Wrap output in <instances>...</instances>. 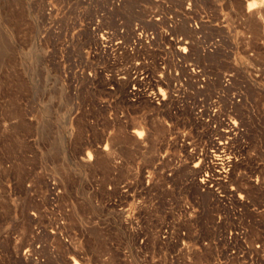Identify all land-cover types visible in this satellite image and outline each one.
<instances>
[{
	"label": "rangeland",
	"instance_id": "1",
	"mask_svg": "<svg viewBox=\"0 0 264 264\" xmlns=\"http://www.w3.org/2000/svg\"><path fill=\"white\" fill-rule=\"evenodd\" d=\"M169 1L179 9L184 0ZM111 2L0 0V264H177L171 256L179 252L181 264H204L216 255L202 242L220 230L217 204L213 194L201 193L198 169L180 161L175 137L181 130L168 126L181 124L179 118L146 100L130 102L129 82L117 77L120 63L140 62L146 74L159 73L167 44L161 34L156 51L142 45L131 54L125 47L134 23L159 32L164 23L149 21L156 8L151 0ZM263 3L205 2L214 15L222 7L230 19L224 47L232 55L205 62L218 76L212 90L221 87V73L236 74L241 101L232 110L244 130L230 141L238 160L223 190L248 196L254 244H264ZM179 32L191 35L186 27ZM228 106L224 98L222 118ZM217 127L198 130V138L225 140L223 122ZM136 130L142 131L137 145L131 141ZM188 204L201 215L181 218ZM170 220L174 241L185 239V250L163 242Z\"/></svg>",
	"mask_w": 264,
	"mask_h": 264
},
{
	"label": "built area",
	"instance_id": "2",
	"mask_svg": "<svg viewBox=\"0 0 264 264\" xmlns=\"http://www.w3.org/2000/svg\"><path fill=\"white\" fill-rule=\"evenodd\" d=\"M151 2L156 8H150L149 21L164 23V27L159 32L147 30L139 22L134 23L130 45L125 49L135 54L145 45L156 51L154 45L161 34L167 44H163L162 57L158 62L159 73L152 76L146 74L140 62L129 65L120 63L117 64L118 80L129 82L130 102L135 104L146 100L162 109L164 114L178 117L181 122L178 126L168 123L172 130H181L175 137L184 153L180 161L184 159L187 165L198 169L195 180L199 183L201 193L213 194L217 204L215 226L220 230L214 238L202 242L203 247L214 248L216 255L204 264H264V244H254L248 236V196L233 190H223L228 185L231 170L238 160L237 150L230 141L244 130L232 110L233 105L241 101L239 92L234 90L236 74L221 73V87L217 91L212 90L218 76L213 72V66L205 62V58L221 52L226 56L232 55V50L224 47L226 40L232 36L230 19L222 7L220 13L214 15L205 5L206 0H184L179 9L169 0ZM122 3L123 0H112L111 5L120 7ZM182 27H186L191 35L179 32ZM209 29L217 33L210 35ZM104 33L109 34L107 31ZM243 37L247 40L252 38L245 28ZM119 43L118 58L123 54L122 41ZM224 98H227L229 106L228 114L222 118L220 108ZM218 120L224 124L222 130H226L225 140L218 139L213 134L200 140L198 130H218ZM183 210L185 216L181 218H187V212H191L190 215L194 213L196 217L201 215L198 207L194 208L189 204ZM175 226L174 220L164 225L161 232L164 243L174 241ZM178 236L184 239L186 234L179 230ZM174 242L182 245L181 250L188 246L185 239ZM171 259L181 264L180 252L172 254Z\"/></svg>",
	"mask_w": 264,
	"mask_h": 264
},
{
	"label": "bare ground",
	"instance_id": "3",
	"mask_svg": "<svg viewBox=\"0 0 264 264\" xmlns=\"http://www.w3.org/2000/svg\"><path fill=\"white\" fill-rule=\"evenodd\" d=\"M259 1H260V0H259ZM258 3H259V2H258ZM254 4H257V1H256V3L254 2ZM263 4H264V3H263ZM258 6H259V5H258ZM260 7H261V6H260ZM261 8H262V7H261ZM253 9H255V8H253ZM262 9H263V8H262ZM257 10H258V9H257ZM245 11H246V10H245ZM259 11H261V10H259ZM256 12H257V11H256ZM249 13H250V11L248 12V14H249ZM248 14H247V15H248ZM250 14H252V11H251ZM254 14H255V12H254ZM257 14H260V12H257L256 15H257ZM252 15H253V14H252ZM260 15H261V14H260ZM260 15H259V16H260ZM249 17H251V16L248 15V18H249ZM252 17H254V16H252ZM262 17H263V16H262ZM259 18H261V17H259ZM261 19H262V18H261ZM259 22H260V21H259ZM259 24H260V23H259ZM257 26H258V25H257ZM258 29H259V26H258ZM140 129H141V128H140ZM155 129H156V127H155ZM154 131H155V130H154ZM151 132H153V131H151ZM155 132H156V131H155ZM134 133H135V135H137V136L134 135L135 137H134V139H132L131 141H133L135 144H136V143H137V144H140V143L142 142V141L140 142V140L142 139V131H140V130H136ZM134 133H133V134H134ZM136 137H137V138H136ZM143 137H144V136H143ZM153 137H154V136H153ZM153 137H151L152 140L156 139V138H153ZM138 138H139V139H138ZM134 143H133V144H134ZM137 144H136V145H137ZM139 146H140V145H139ZM89 154H90V153H89ZM89 154H88L89 159H87L88 162H89V160L92 159V158L89 156ZM85 161H86V160H85Z\"/></svg>",
	"mask_w": 264,
	"mask_h": 264
},
{
	"label": "snow or ice",
	"instance_id": "4",
	"mask_svg": "<svg viewBox=\"0 0 264 264\" xmlns=\"http://www.w3.org/2000/svg\"><path fill=\"white\" fill-rule=\"evenodd\" d=\"M250 10H252V9H250ZM185 51H187V49H185ZM198 166V165H197ZM241 198H243V197H241ZM77 264H79V262L77 261Z\"/></svg>",
	"mask_w": 264,
	"mask_h": 264
}]
</instances>
